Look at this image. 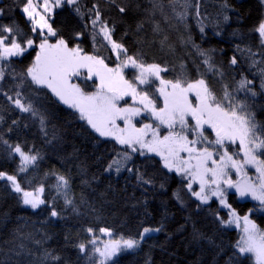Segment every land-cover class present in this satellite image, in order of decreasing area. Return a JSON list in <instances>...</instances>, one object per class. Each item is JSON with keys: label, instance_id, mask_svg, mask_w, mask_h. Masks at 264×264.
Wrapping results in <instances>:
<instances>
[{"label": "trees", "instance_id": "1", "mask_svg": "<svg viewBox=\"0 0 264 264\" xmlns=\"http://www.w3.org/2000/svg\"><path fill=\"white\" fill-rule=\"evenodd\" d=\"M25 3L0 0V25L18 30L23 46L27 39L34 40L22 55L0 60L4 71L0 171L15 175L26 191L43 187L45 203L35 209L23 206L20 194L0 179V264H92L89 256L99 258L93 253L89 228L92 233L107 228L115 238L135 239L144 228L159 229L108 264H254L250 255L239 253L240 233L225 225L228 211L216 199L201 203L189 192L187 176L164 167L157 155L145 151L141 155L142 150L132 152L129 146L99 136L76 110L32 82L27 69L41 36L39 30L32 31L22 11ZM120 7L125 8L123 13ZM96 12L100 17L93 25ZM48 20L57 39L69 47L116 65L113 49L100 31L106 24L110 39L127 50L126 57L166 68L160 73L164 80L203 79L218 98L228 91L246 100L255 120L264 126V44L257 31L264 20L261 0H76L56 7ZM127 75L133 74L127 71ZM241 79L251 81L248 87L255 96L247 89L238 90ZM74 81L84 84L85 91L96 88L95 80ZM156 86L151 81L143 90L159 108ZM17 93L32 111L24 112L13 103ZM16 145L38 157L23 172L13 150ZM228 149L233 153L237 147ZM125 152L131 154L126 162ZM259 157L264 159V150ZM114 160L121 161L119 172L115 166L109 169ZM60 176L68 180L66 187H58ZM227 203L264 230L260 202L229 192ZM53 209L56 217L50 214ZM80 244L86 246L84 252Z\"/></svg>", "mask_w": 264, "mask_h": 264}, {"label": "snow or ice", "instance_id": "2", "mask_svg": "<svg viewBox=\"0 0 264 264\" xmlns=\"http://www.w3.org/2000/svg\"><path fill=\"white\" fill-rule=\"evenodd\" d=\"M62 3L73 5L76 0H54V5L50 3V0H43V4L40 5L34 3V0H26L22 8L33 24L32 31L39 30L41 36L38 45L39 51L27 69V75L31 77L32 82L46 86L65 104L77 109L80 118L86 120L101 137H112L119 144L128 145L132 152L138 150L136 147L138 145L140 150L161 156L164 167L170 171L174 169L177 173L191 178L187 188L191 195L201 203H206L211 197H218L219 203L230 209L232 219L227 223L239 224L241 220L243 221L242 234L236 242L239 253L250 254L254 258V264H264V230L258 228L248 215L240 217L226 200L227 189L233 188L239 198L251 196L252 199L260 201L261 207H264V159H260L258 155L264 150V126L255 120L247 101L238 100L228 91L224 92L222 98H218L203 79L194 82H187L180 78L175 81L164 80L160 73L167 71L166 68H161L158 64L145 66L131 56H128L126 61L118 63L115 68H109L103 59L83 55L79 47L70 49L63 39L49 43L43 30L47 29L48 34L52 36L56 35V31L48 23L45 15H42L37 9L39 7L43 9L44 13H49L53 6L59 7ZM75 10L79 13L78 8ZM119 11L123 13L125 8L120 7ZM2 12L3 9H0V13ZM37 17L39 18L37 19ZM99 17V12H96V20L92 21L93 25L97 23ZM224 19L227 20L228 17L225 16ZM100 31L104 33L105 38L110 39L106 24L101 27ZM200 31H204L203 27ZM257 31L262 37L261 43L264 44V22L259 24ZM18 34V30L0 25V60L20 56L27 51V48L33 46L34 40L31 38L24 41L26 46H23L17 39ZM112 48L125 53L127 51L123 45L114 41ZM205 63L207 64L208 61L205 60ZM231 63H236L234 57ZM129 65L140 70V74L135 77V80L140 84L150 83V77L159 79L158 92L163 97L162 107L158 108L147 92H138L136 85L124 78L122 69ZM81 69L88 70L87 78L90 79L93 75L99 78L100 83L96 91L86 93L78 84L71 83L72 77L79 76ZM3 77L4 71L0 69V79ZM249 84L251 81L241 79L238 90L247 89L252 96H255L256 93L248 87ZM261 87L264 88V83ZM126 96H130L133 101L139 98L138 103L141 107H121L119 102ZM17 97L13 103L18 108L24 112L32 111L31 104L26 106L22 103L19 98L20 93H17ZM8 99L12 100L13 98L8 97ZM193 99L195 103H193ZM142 112H149L155 121H158L155 127L152 124H144L138 128L133 123V119L140 116ZM33 115H36L35 111H33ZM189 117L194 121V124L189 125ZM117 121H122L124 127H120ZM41 123H43V117H41ZM161 125H165L170 130L163 137L159 134ZM177 126H179V131H176ZM205 126L214 132V140H209L204 134ZM186 132L193 133L195 138L189 139L188 135L184 134ZM226 141L238 144V152L229 153L228 149L224 147ZM197 145L201 146L197 147ZM218 147L223 148L222 153L210 150V148ZM13 150L21 158L19 167L21 172L25 171L29 165L34 164L38 158L36 155L22 151L19 145H16ZM181 153H187V158L182 157ZM240 153L243 154L242 159L234 158ZM140 154L144 155V151H141ZM214 156L218 158H214ZM122 159L125 162L130 160L131 154L123 153ZM210 164L212 166H209ZM246 165L255 167L258 174L255 181L247 175ZM113 166L119 172L121 161L114 160L109 165V169ZM231 169H234L241 179L233 181L229 176ZM0 179L10 182L13 190L22 194L24 205H30L35 209L45 203L37 195L44 191L43 187L36 189L35 192L26 191L17 182L15 175H8L2 171H0ZM58 180L60 182L58 187L67 186L68 180L65 177L60 176ZM196 181L199 184V191L193 190V182ZM66 202L71 203V201ZM50 214L52 217L58 215L55 209ZM88 231L92 232V229L89 228ZM100 231L111 234L107 228H102ZM152 231H159V229L144 228L140 233V239L121 237L119 240L109 241L104 245L103 250L93 249V253L99 255L98 260L93 256H89V260L92 264H108V261L122 250L137 247L145 234ZM90 243L94 244L95 241ZM78 247L81 252L85 251L84 244H80ZM53 259L58 258L53 257Z\"/></svg>", "mask_w": 264, "mask_h": 264}, {"label": "rangeland", "instance_id": "3", "mask_svg": "<svg viewBox=\"0 0 264 264\" xmlns=\"http://www.w3.org/2000/svg\"><path fill=\"white\" fill-rule=\"evenodd\" d=\"M262 1V3L264 4V0H261ZM34 3H37L38 5H40V4H43V0H34ZM50 3L51 4H53L54 5V0H50ZM55 6H53L52 7V11L51 12H49V13H44L43 12V9L42 8H39L38 7V11L42 14V15H45V17H46V19L48 20V17L54 12V10H55ZM25 14V13H24ZM25 16L27 17V15L25 14ZM28 18V17H27ZM39 17H37V19H38ZM29 19V18H28ZM31 22V21H30ZM263 22H264V20H263ZM32 23V22H31ZM48 23H49V20H48ZM50 24V23H49ZM33 25V24H32ZM43 32H44V35H46L47 37H48V42L49 43H55L56 41H57V37H56V35L55 36H52V35H50V34H48V32H47V29H44L43 30ZM260 35V34H259ZM262 38V37H261ZM108 41H109V44H110V46H111V48H112V40L111 39H108ZM39 45V44H38ZM26 46V45H25ZM68 46V45H67ZM69 47V46H68ZM70 49L71 48H77V47H69ZM28 49V48H27ZM113 49V48H112ZM38 51H39V48H38ZM118 51H119V55H118ZM113 52H114V55H115V57L117 58V64L118 63H121V62H123V61H126L127 60V57L125 56V53L122 51V50H113ZM82 54L83 55H89V56H94V55H91V54H85V53H83L82 52ZM100 59V58H99ZM116 64V65H117ZM107 65V64H106ZM116 65H107L109 68H115L116 67ZM145 66H147V65H145ZM127 71H130V73L132 72V78H129L128 77V75H127ZM122 73H123V76H124V78L126 79V80H128V81H130V82H132V83H134L135 85H136V87H137V91L138 92H141V93H144L145 91L143 90V88L147 85V84H140L137 80H135V77L136 76H138L139 74H140V70L138 69V68H134V67H132L131 65H129V66H127V67H124L123 69H122ZM161 76V75H160ZM88 77V70L87 69H81L80 70V75L79 76H74V77H72V79H71V83H74V84H78L77 82H75L74 81V79H76V78H82V79H87V80H95V82H96V88L93 90V91H85L84 89H86V87H85V85L84 84H78L79 86H80V88L84 91V92H86V93H92V92H94V91H96V89H97V87L99 86V83H100V81H99V78L97 77V76H92L90 79L89 78H87ZM150 81H155L156 82V84H157V86H156V89H157V92H158V89H159V87H160V83H159V79H157V78H155V77H150ZM40 86H44V85H40ZM44 87H46V86H44ZM47 88V87H46ZM48 89V88H47ZM50 90V89H49ZM51 91V90H50ZM51 93H52V91H51ZM53 94V93H52ZM54 95V94H53ZM158 95H159V97L161 98V105L163 106V97L162 96H160V94H159V92H158ZM55 96V95H54ZM55 97H57V96H55ZM190 98H192L191 96H190ZM57 99L58 100H60L58 97H57ZM138 99L139 98H137V100L136 101H133V99L130 97V96H126L123 100H121L119 103H120V106L121 107H126V106H136V107H141L140 105H139V103H138ZM61 101V100H60ZM63 104H65L63 101H61ZM193 103H195V100L193 99ZM66 106H68V107H70L69 105H67V104H65ZM161 106V107H162ZM71 108V107H70ZM72 109H74V108H72ZM74 110H76L78 113H79V111L77 110V109H74ZM80 114V113H79ZM86 121V120H85ZM87 122V121H86ZM117 123L120 125V127H124V125H123V122L122 121H117ZM133 123L139 128V127H142L144 124H152L153 125V127H155L156 126V124L158 123V121H155V119L150 115V113L149 112H142L141 113V115L140 116H138V117H135L134 119H133ZM188 123H189V125H192V124H194V121L189 117L188 118ZM90 126V125H89ZM91 127V126H90ZM205 128H206V130H205V135L208 137V139L209 140H214L215 139V134H214V132H212L210 129H207V126H205ZM92 129V128H91ZM93 130V129H92ZM180 129H179V126H177V128H176V131H179ZM94 132H95V130H93ZM170 130L165 126V125H161L160 126V129H159V134H160V136L161 137H163L164 135H167L168 134V132H169ZM95 133H97V132H95ZM98 135H99V133H97ZM184 134H186V135H188V138L189 139H194L195 138V135L193 134V133H190V132H186V133H184ZM100 136V135H99ZM104 138H108V139H112V140H114L115 142H117L114 138H112V137H104ZM150 138V137H149ZM118 143V142H117ZM119 144V143H118ZM121 145V144H120ZM124 146H128V145H124ZM201 145H197V147H200ZM205 147L207 146V145H204ZM229 146H232V147H234V149H235V147H237V149H236V152H238V144H231L230 142H225V145H224V147H226L227 149H228V147ZM137 147V149L138 150H140L139 149V146L137 145L136 146ZM210 150H214V151H216V152H218V153H222V151H223V148H220V147H218V148H215V149H212V148H210ZM233 150V149H232ZM141 151V150H140ZM142 151H145V152H147L146 150H142ZM228 151H229V149H228ZM147 153H150V152H147ZM229 153H232V151L230 152L229 151ZM17 155H18V157L20 158V156H19V154L18 153H16ZM150 154H154V155H157L156 153H150ZM258 155H259V153H258ZM159 158H161V156H159V155H157ZM181 156L182 157H184V158H187V153H181ZM240 156V157H239ZM214 158H218V157H216V156H214ZM234 158H236V159H242L243 158V154L242 153H240L239 155H237V156H235ZM20 160H21V158H20ZM161 160H162V158H161ZM162 162H163V160H162ZM30 166V165H29ZM209 166H212L211 164L209 165ZM168 169V168H167ZM171 171H174V172H176L174 169L173 170H171ZM245 171L247 172V175L249 176V177H251L252 179H253V181H255V179H256V176L258 175L257 173H256V171H255V167L253 166V165H246L245 166ZM185 176H187V175H185ZM229 176H230V178L233 180V181H235V180H238V179H241V177L240 176H238L237 174H236V172H235V170L234 169H231L230 171H229ZM188 177V176H187ZM188 179H189V181H190V177H188ZM10 183V182H9ZM10 185H11V183H10ZM222 187H224V185H222ZM40 188V187H39ZM38 189V188H37ZM193 190L194 191H199V184H198V181H196V182H193ZM33 192H35V190L33 191ZM229 192H234V193H236L235 192V189H233V188H228L227 189V191H226V200H227V195H228V193ZM20 194V196H21V199H22V194L21 193H19ZM37 195L40 197V199H42V200H44L43 199V192L42 193H37ZM238 196V195H237ZM196 198V197H195ZM212 199H216L217 201H218V203H219V198L218 197H211L206 203H208V202H210ZM241 199H248V200H252V201H256V202H260V201H258V200H254V199H252L251 198V196H247V197H244V198H241ZM23 204V203H22ZM41 205H43V204H41ZM41 205H39L38 207H40ZM219 205L222 207V208H224V209H226L227 211H228V218H227V221L225 222V225L226 226H228V227H230V228H235V229H237L238 231H239V233H240V236H241V234H242V230H243V221L241 220L240 221V223L239 224H236V223H227L228 221H230L231 219H232V217L230 216V209L229 208H227V207H224V206H222L220 203H219ZM23 206H25V207H27V208H32L30 205H24L23 204ZM37 207V208H38ZM33 209V208H32ZM240 217H243V216H240ZM259 228V227H258ZM157 231H152V232H150V233H147V234H145V236H144V238L146 237V236H148V235H151V234H155ZM110 235L109 234H107V233H104V232H101V231H98L97 233H92V232H90V237H91V241H95V243L93 244V243H91L92 244V246H93V248H100L101 250H103V248H104V245L107 243V242H109V241H112V240H119L120 238H115L114 236H113V233L110 231ZM143 238V239H144ZM140 239V238H139ZM142 239V240H143ZM142 240H140V242L142 241ZM140 244V243H139ZM138 247V246H137ZM137 247H135V248H137ZM135 248H132V249H124V250H122L120 253H122V252H126V251H131V250H133V249H135ZM120 253H118V254H120ZM117 254V255H118ZM98 255V254H97ZM116 255V256H117ZM247 255H250V254H247ZM115 256V257H116ZM251 256V255H250ZM98 258H99V255H98ZM253 258V257H252ZM114 259V257L112 258V260ZM254 259V258H253ZM112 260H110V261H112ZM110 261H108V263L110 262Z\"/></svg>", "mask_w": 264, "mask_h": 264}]
</instances>
